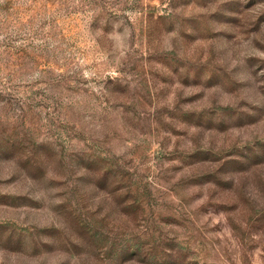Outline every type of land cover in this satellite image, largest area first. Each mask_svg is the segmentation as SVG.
Listing matches in <instances>:
<instances>
[{
	"label": "rangeland",
	"instance_id": "obj_1",
	"mask_svg": "<svg viewBox=\"0 0 264 264\" xmlns=\"http://www.w3.org/2000/svg\"><path fill=\"white\" fill-rule=\"evenodd\" d=\"M0 264H264V0H0Z\"/></svg>",
	"mask_w": 264,
	"mask_h": 264
}]
</instances>
